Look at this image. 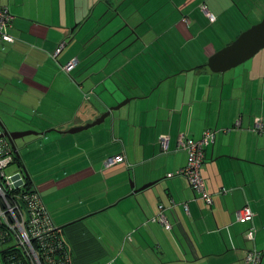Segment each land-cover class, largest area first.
I'll return each instance as SVG.
<instances>
[{
  "label": "crops",
  "instance_id": "crops-1",
  "mask_svg": "<svg viewBox=\"0 0 264 264\" xmlns=\"http://www.w3.org/2000/svg\"><path fill=\"white\" fill-rule=\"evenodd\" d=\"M0 7L12 16L13 37L0 44V84L14 91L12 104L2 103L13 114L31 113V127L47 145L82 156L56 163L79 171L69 186L71 194L83 189L84 198L66 199L57 211L39 196L70 264H245L252 247L263 262L262 54L223 72L205 62L264 7L253 11L254 20L235 0H0ZM125 98L99 124L65 132ZM8 116L1 108L4 125L13 124ZM206 129L214 139L199 172L211 205L175 174L186 158L176 147L178 135L198 139ZM159 135L166 136L164 151ZM118 153L122 162L103 166ZM158 205L167 228L153 220ZM245 205L250 220H236ZM250 226L252 241L243 238Z\"/></svg>",
  "mask_w": 264,
  "mask_h": 264
},
{
  "label": "built area",
  "instance_id": "built-area-1",
  "mask_svg": "<svg viewBox=\"0 0 264 264\" xmlns=\"http://www.w3.org/2000/svg\"><path fill=\"white\" fill-rule=\"evenodd\" d=\"M211 21L213 16L206 13ZM12 16L6 7H0V44L11 43L13 37L8 33ZM62 43L53 53L56 54ZM74 64L68 61L63 67L67 72ZM237 124V123H236ZM254 130H261V122L255 117ZM214 130L206 129L200 138L192 139L182 134L178 135L176 147L185 154V162L175 174L183 176L189 188L205 205L212 204V195L205 191L203 180L200 176V166L204 159V147L212 143ZM158 141L161 150L166 149V136L159 135ZM14 153L3 138H0V264H13L8 249L16 248L22 252L29 264H70V256L66 249L60 230L52 225L49 216L40 200L36 190L31 185L26 187L22 167L13 162ZM123 161L122 154H116L103 160V166L109 167ZM15 165L9 173L4 169ZM167 173L166 176H171ZM225 188H220L218 193H224ZM186 209L185 204L183 205ZM158 213L153 220L168 227L161 213L162 206L158 205ZM250 210L245 205L235 212L236 220H250ZM254 228L250 226L243 232L245 240H253ZM262 254L254 247L245 250L243 261L245 264H260ZM109 264V263H107Z\"/></svg>",
  "mask_w": 264,
  "mask_h": 264
},
{
  "label": "rangeland",
  "instance_id": "rangeland-1",
  "mask_svg": "<svg viewBox=\"0 0 264 264\" xmlns=\"http://www.w3.org/2000/svg\"><path fill=\"white\" fill-rule=\"evenodd\" d=\"M238 2V5L243 8L242 13L248 15L251 20H254L253 11L259 8L264 7V0H235ZM257 13V12H256ZM263 16V15H262ZM261 16V17H262ZM258 17V16H257ZM261 17L253 21V23H249L247 27L258 22ZM256 18V16H255ZM245 27L244 29H246ZM243 29V30H244ZM229 43V42H228ZM225 45V44H224ZM223 46V45H222ZM221 46V47H222ZM220 48V47H219ZM262 54L261 60L259 62V69H264V48L260 49L257 53H255L251 58L246 60L245 62L237 65L236 67L247 66L254 59H259ZM254 57V58H253ZM4 83L0 84V109L2 108L9 115V122L13 124L16 123L17 128H23L18 130H10V131H23V130H33L31 126L33 123H30L32 114L23 111L22 114H13L12 109L8 105H4L2 101L12 104L14 91L9 89L8 87L4 88ZM10 100H5L7 99ZM13 124L8 123L5 127L10 128ZM9 126V127H8ZM93 127V126H92ZM47 141L42 139L40 135H26L22 138L16 139V152L19 155L20 161L25 163L22 159L25 158L27 163V167L25 165V169L28 173V178L33 184L35 190L44 200L47 199L53 206L54 209H58L57 211H61L63 205L66 203V199L75 200L76 198H84L83 189L78 191V193H72L73 187L69 186V181L74 180L78 177L79 171L73 169H67L63 166H60L62 163H56L58 159L61 158V161L64 162H73L72 158H76L78 161H81L82 156H80V151L75 150L74 148H70L72 155L69 156L67 153H64L65 149L63 147L58 148L55 144L47 145ZM76 160V162H77ZM68 164V163H66ZM15 168V165L11 167H7L4 169L5 173H9L12 169ZM81 177V175H80ZM57 183L59 188L56 186V189L53 190L54 185ZM65 192V193H64ZM64 193V194H63ZM56 199V201L53 200ZM61 198V200H60ZM52 199V200H51ZM76 202V201H75ZM74 202V204H75ZM84 201H80V207L84 205ZM261 264H264V259Z\"/></svg>",
  "mask_w": 264,
  "mask_h": 264
},
{
  "label": "water",
  "instance_id": "water-1",
  "mask_svg": "<svg viewBox=\"0 0 264 264\" xmlns=\"http://www.w3.org/2000/svg\"><path fill=\"white\" fill-rule=\"evenodd\" d=\"M262 48H264V14L258 22L239 32L233 40L215 50L210 56H208L205 66L212 72H223L245 62ZM126 101L127 98L123 99L115 106L108 107L106 111L101 113L94 120L83 125L70 127L65 132L74 133L99 124L110 110L118 108ZM41 134L42 132L33 130L10 131L0 121V138L7 141L16 158L19 157L16 152V139L22 138L26 135ZM22 171L24 176L28 178V175L23 167Z\"/></svg>",
  "mask_w": 264,
  "mask_h": 264
},
{
  "label": "trees",
  "instance_id": "trees-1",
  "mask_svg": "<svg viewBox=\"0 0 264 264\" xmlns=\"http://www.w3.org/2000/svg\"><path fill=\"white\" fill-rule=\"evenodd\" d=\"M13 162L17 166H19V167L21 166V162H20L19 157L16 158L15 156H13ZM25 183H26L25 185L27 188H29L32 185L29 178H26V177H25ZM6 252H9L11 254L13 264H29L25 255L22 252H20L18 249L11 248V249H8Z\"/></svg>",
  "mask_w": 264,
  "mask_h": 264
}]
</instances>
